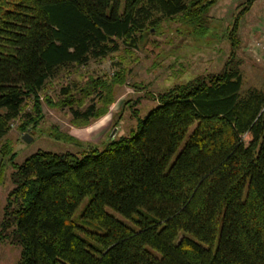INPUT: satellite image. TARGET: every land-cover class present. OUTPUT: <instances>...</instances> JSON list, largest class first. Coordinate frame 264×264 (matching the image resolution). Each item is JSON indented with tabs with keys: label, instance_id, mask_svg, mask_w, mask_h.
<instances>
[{
	"label": "trees",
	"instance_id": "obj_1",
	"mask_svg": "<svg viewBox=\"0 0 264 264\" xmlns=\"http://www.w3.org/2000/svg\"><path fill=\"white\" fill-rule=\"evenodd\" d=\"M216 1L0 0V138L28 116L26 97L38 113L35 94L60 68L131 49L174 15L204 33ZM251 1L221 69L157 93L128 136L12 164L0 239L19 247L15 264H264V91H241L235 55ZM60 91L77 125L112 103L107 93L99 108L73 107L71 88Z\"/></svg>",
	"mask_w": 264,
	"mask_h": 264
},
{
	"label": "rangeland",
	"instance_id": "obj_2",
	"mask_svg": "<svg viewBox=\"0 0 264 264\" xmlns=\"http://www.w3.org/2000/svg\"><path fill=\"white\" fill-rule=\"evenodd\" d=\"M245 0H217L208 10L206 31L195 32L193 22L179 15L162 18L154 28L143 32L137 45L124 50L107 53L104 56L89 57L83 65H68L60 68L55 76L45 82L36 92L38 113L32 111L34 97H26L22 112L8 122V130L0 138V219L7 191L11 188L8 178L13 163H20L24 157L36 150L50 152L70 151L78 153L88 147L101 149L110 139L128 136L135 129L136 118L144 116L155 106L156 94L175 83H183L199 74L216 72L223 66L229 52L228 28ZM264 20V0H252L249 8L238 20L237 33L253 22L252 32L261 29ZM242 30V32H243ZM253 38L252 34L249 37ZM243 38L240 42H243ZM252 41V40H251ZM252 43V42H251ZM238 46L235 55L239 58L241 91L256 88L264 91V44L256 41L257 49H242ZM117 71L122 82L106 84ZM99 78L97 87L87 84ZM69 86L74 102L80 108L93 103L99 108L103 99L110 94L112 103L99 117H91L85 125L74 124L66 106L56 103L61 88ZM86 87L89 94L83 95ZM84 89V90H85ZM191 125L188 131L191 130ZM29 137L25 141L22 136ZM82 203L78 206V212ZM127 222V221H125ZM19 247L0 239V264H15Z\"/></svg>",
	"mask_w": 264,
	"mask_h": 264
},
{
	"label": "crops",
	"instance_id": "obj_3",
	"mask_svg": "<svg viewBox=\"0 0 264 264\" xmlns=\"http://www.w3.org/2000/svg\"><path fill=\"white\" fill-rule=\"evenodd\" d=\"M248 22L249 23H246L247 24V28H245L246 31H244L242 29V28H244V25H242V28L239 31L241 40L243 38L242 43L243 42L246 43V44H242L241 45V42H240L241 48L242 49H248V50H250V49L251 50L252 49L254 50V49H257L258 48V50L261 51V48L260 47H257V46H260V45H257L256 46V41L257 42H262L264 44V22H263V26L261 27V29L255 30L254 32H252V29H251L254 21L253 22L248 21ZM242 30H243V32H242ZM251 34H252V37L253 38L250 39L249 37H250Z\"/></svg>",
	"mask_w": 264,
	"mask_h": 264
},
{
	"label": "water",
	"instance_id": "obj_4",
	"mask_svg": "<svg viewBox=\"0 0 264 264\" xmlns=\"http://www.w3.org/2000/svg\"><path fill=\"white\" fill-rule=\"evenodd\" d=\"M22 138H23L25 141H28V140H29V137H28L26 134H24V135L22 136Z\"/></svg>",
	"mask_w": 264,
	"mask_h": 264
}]
</instances>
